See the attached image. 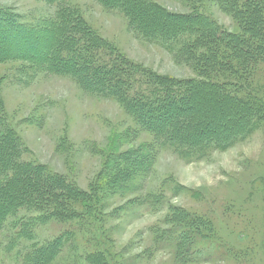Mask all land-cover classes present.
Returning a JSON list of instances; mask_svg holds the SVG:
<instances>
[{
    "label": "trees",
    "instance_id": "16d2710c",
    "mask_svg": "<svg viewBox=\"0 0 264 264\" xmlns=\"http://www.w3.org/2000/svg\"><path fill=\"white\" fill-rule=\"evenodd\" d=\"M98 1L111 10L119 9L134 35L161 46L176 64L187 65L197 77L163 76L131 62L70 7L60 9L58 18L48 24L33 27L0 6V64L22 62L46 75L71 78L84 92L117 102L140 131L154 137L160 150H170L184 160H201L209 151L228 150L264 122L262 100L240 94L241 83L253 79L264 62V0H217L220 9L240 24L241 33L226 31L196 8L177 13L152 0ZM232 79L238 81L236 85ZM128 141L117 136L113 142L119 146ZM65 148L63 140L58 149ZM23 149L6 119L0 95V231L10 216L24 210L33 213L22 219L20 231L8 246L10 251L16 249L14 257L20 264H56L76 236L66 230L38 244L30 228L53 221L86 225L98 233L110 219L127 213L133 201L114 210L110 202L139 189L151 174L156 156L155 146L116 153L111 145L109 151L114 152L105 154L98 187L84 192L66 176L23 161ZM150 198L143 201L150 207L161 206L159 196ZM164 224L167 229L156 233L157 247L176 240V260L181 264L192 263L196 236L213 228L204 217L175 208ZM182 225L185 228L178 232ZM23 242L31 245L22 249ZM112 256L97 252L85 260L113 264Z\"/></svg>",
    "mask_w": 264,
    "mask_h": 264
},
{
    "label": "rangeland",
    "instance_id": "374dc122",
    "mask_svg": "<svg viewBox=\"0 0 264 264\" xmlns=\"http://www.w3.org/2000/svg\"><path fill=\"white\" fill-rule=\"evenodd\" d=\"M152 1L177 13L196 8L226 31L241 33L240 24L220 9L217 0ZM0 6L33 27L57 19L60 9H76L100 38L131 62L163 76L197 77L187 65L176 64L164 48L134 35L119 9L111 10L98 0H0ZM258 66L254 78L241 83L240 94H252L264 103V62ZM230 82L236 85L238 81ZM0 95L6 119L24 147L22 160L66 176L84 192L98 187L105 154L114 152L109 151L111 145L116 153L141 145L156 149L153 170L142 186L110 202L114 210L133 201L130 210L110 219L98 233L86 225L53 221L30 228L38 244L66 230L75 233L56 264H90L85 257L97 252L115 256L113 264H181L176 260V240L160 247L156 243L157 231L167 229L164 223L171 208L204 217L213 225L212 232L196 236L192 263L187 264H264V122L232 148L212 150L201 160L189 161L160 150L154 137L140 131L117 102L84 92L69 77L7 62L0 64ZM117 136L129 141L114 146ZM63 140L67 148L59 150ZM146 196H159L161 206L150 207L143 201ZM32 214L24 210L8 218L0 231V264H20L14 257L16 249L10 251L8 246L20 231L22 219ZM30 245L23 242L22 249Z\"/></svg>",
    "mask_w": 264,
    "mask_h": 264
}]
</instances>
